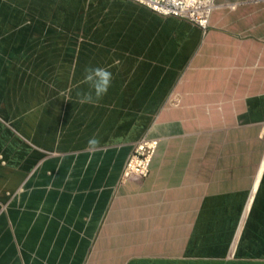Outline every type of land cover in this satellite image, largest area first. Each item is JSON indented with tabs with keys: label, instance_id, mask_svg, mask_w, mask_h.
Returning <instances> with one entry per match:
<instances>
[{
	"label": "crops",
	"instance_id": "crops-1",
	"mask_svg": "<svg viewBox=\"0 0 264 264\" xmlns=\"http://www.w3.org/2000/svg\"><path fill=\"white\" fill-rule=\"evenodd\" d=\"M216 3L0 0V264H264V0Z\"/></svg>",
	"mask_w": 264,
	"mask_h": 264
},
{
	"label": "built area",
	"instance_id": "built-area-1",
	"mask_svg": "<svg viewBox=\"0 0 264 264\" xmlns=\"http://www.w3.org/2000/svg\"><path fill=\"white\" fill-rule=\"evenodd\" d=\"M162 16H173L198 25L206 30L212 13L217 7L216 0H131ZM174 105L178 104L172 99ZM159 145V139L145 137L131 149L125 162L120 181L139 180L150 172V165Z\"/></svg>",
	"mask_w": 264,
	"mask_h": 264
},
{
	"label": "clouds",
	"instance_id": "clouds-1",
	"mask_svg": "<svg viewBox=\"0 0 264 264\" xmlns=\"http://www.w3.org/2000/svg\"><path fill=\"white\" fill-rule=\"evenodd\" d=\"M101 71H104V70H102V69H91V70H89L86 73V75H85V80L86 81H90L92 79V73H94V72H101ZM104 74H105L106 77L110 75L107 72H105ZM105 90H106V86H105Z\"/></svg>",
	"mask_w": 264,
	"mask_h": 264
},
{
	"label": "bare ground",
	"instance_id": "bare-ground-1",
	"mask_svg": "<svg viewBox=\"0 0 264 264\" xmlns=\"http://www.w3.org/2000/svg\"><path fill=\"white\" fill-rule=\"evenodd\" d=\"M15 184V183H14Z\"/></svg>",
	"mask_w": 264,
	"mask_h": 264
}]
</instances>
